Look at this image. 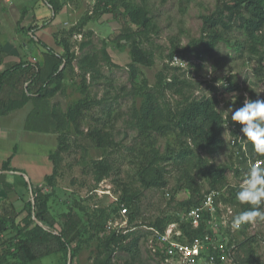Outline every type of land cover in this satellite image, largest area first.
<instances>
[{"label": "rangeland", "instance_id": "1", "mask_svg": "<svg viewBox=\"0 0 264 264\" xmlns=\"http://www.w3.org/2000/svg\"><path fill=\"white\" fill-rule=\"evenodd\" d=\"M236 1L77 0L78 7L71 10L75 23L61 36L68 61L60 65L61 78L50 85L54 92L39 98L26 91L23 99L30 101L24 131L9 141L0 136V172L5 167L2 172L16 183L13 190L26 192L15 218L0 219V264H24L15 256L16 246L36 228L30 215L33 198L46 199L56 219L52 230H63L71 242L68 252L45 256L36 264H66L69 259L70 264H181L178 253L169 255L160 244V231L154 226L186 213L187 206L179 202L190 192L179 187L181 168H190L203 195L216 189L225 197L242 179L231 170L220 174L209 170L233 163L227 134L224 143L199 146L180 133L179 113L191 100L205 95L217 96L219 108L229 112L234 96L243 93L236 89L232 96H218L213 84L227 79L233 84H250L258 95L264 93V44L255 45L258 53H253L243 30L228 21L226 7L233 8ZM137 6L147 12V27L130 20L127 12ZM223 9L231 27L219 23L217 31L223 39L199 58L203 45L197 43L209 34L205 17L219 16ZM96 12L105 15L86 25ZM114 12H120V22ZM124 18L136 30L135 49L131 42L109 40ZM174 50L188 64L203 67L193 76L172 69L169 54ZM175 75L191 84L184 89L185 96L177 93ZM97 130L105 132L103 147L87 138ZM102 159L113 164L107 173L98 166ZM155 169L167 180L165 186L148 187L141 180L149 179ZM27 178L31 187L25 191L18 183L28 184ZM14 193L10 204H5L8 212L18 201ZM129 194L134 197L131 201L125 200ZM224 197H217L215 210L202 220L212 242L227 245L222 264H240L248 248L255 252V264H264V222L233 230L236 207ZM228 206L234 209L230 216ZM50 228L43 223V229ZM168 229L175 231L178 224L167 225L165 232ZM135 238L137 246L128 249ZM178 241L184 242L180 237ZM241 242L245 249L237 245Z\"/></svg>", "mask_w": 264, "mask_h": 264}, {"label": "trees", "instance_id": "2", "mask_svg": "<svg viewBox=\"0 0 264 264\" xmlns=\"http://www.w3.org/2000/svg\"><path fill=\"white\" fill-rule=\"evenodd\" d=\"M226 10H229V15L227 18L228 21L232 22L233 24L236 23L235 25H237L240 29L243 30V33L245 34L247 40H250L252 42L251 49L253 53H258V49L255 45H257L258 43L264 44V0H237L233 8L227 6ZM127 13L129 14L130 20L132 22L145 27H147V25L149 24L147 12L141 6H137L132 10H128ZM102 14L103 13L96 12L91 17V19H97ZM119 14L120 12H114V18L120 22ZM225 18L226 17L224 9L220 11L219 16L211 14L205 17L204 23L208 26L209 34L205 40H199V42L197 43V45H203V52L199 54V58L202 57L204 53H210L215 48L217 43L223 39L221 34L217 31V26L219 23L225 25L226 27H231V25L229 24L230 22H226ZM29 30L33 33V28ZM136 36V30L129 23V21L124 18L122 26L116 28L109 35V40L112 42H131L135 49ZM36 42L41 46L47 48V51L57 58L54 64L53 71L48 75V77L43 80L41 84H38V71L36 69L38 68V66H32L31 64H29L28 72L30 73V78L35 83L28 82L25 86L24 83L19 84L16 90L10 94L12 102L7 104L6 106L0 105V113H5L6 111L13 109V107H15V105L20 102L19 98L21 100H26L25 98L23 99L24 95L26 94V91L29 94L35 93V95L39 98H45L49 96L50 93L54 92L53 87H50V85L54 82L55 79L61 78V72L59 70V67L61 63L68 61V52L64 50V52L60 54L54 51L52 48L48 47L43 41L36 40ZM175 53L180 54L181 52L179 50H174L169 54L170 59ZM202 67L203 64L201 63H189V74H194V72L198 71ZM171 68L178 69L175 67ZM8 74L9 73L4 72L1 75L0 86L3 82L2 79ZM184 74L187 75V73L185 72L183 73V75ZM226 81H228V83L230 84L229 86L225 87L226 91H235L236 89L243 88L240 84H233L232 82L230 83V80L228 79ZM174 82H179V87H177V93L185 96L184 89L191 85L189 84L188 80L186 78L180 79L179 75H175ZM246 88L250 89V86ZM250 90L252 91V88ZM251 91L250 93L254 95L253 91ZM237 98L240 100L241 97L238 96ZM176 125L180 133L185 135L187 138H190L193 143L199 146L214 147L218 144L224 143V117L222 109L219 108V99L217 98V96L205 95L198 100H191L179 113ZM87 138L96 147H103L105 145L106 136L103 130L89 132L87 134ZM252 148L253 147H251V151H253ZM230 150L232 152L230 154L233 158V163L226 164L222 168H215L214 170L210 168L209 170L215 172L216 174H220L221 171L224 170H231L236 177H241L240 179H243V171L246 172L248 170L246 159L235 157L231 148ZM257 157L264 158V155L257 153ZM9 159H11V156L9 157ZM98 166L100 167L102 173H107L110 170V167H113V164L110 163L107 159H102L101 162H99ZM2 171H6V168L4 167V170ZM149 176V179L141 178L144 184L148 187H163L167 184V180L165 179V177L162 176V172L159 169L153 170ZM49 177L51 176H48V178ZM179 180V182L181 183L179 187H186L190 192V195L186 200H182L179 202V205L187 206L186 213L181 218L174 216L175 219H173L170 217L165 220L163 224H160V221H158L156 224H154V226L156 227V230L160 231V233H164L167 225L171 223H177L178 228L182 231V236L180 237V240L184 242H192L196 237H203L207 233V230L205 228L204 221L198 228H193L190 223L186 221V216L193 207H196L203 201L206 194L203 195V193L201 192L198 180L196 176L191 172L188 166L185 165V167L183 166L181 168ZM239 183L233 185L231 184L232 188L229 189L227 196L224 197L222 193L220 194V196L224 197V200L226 202L228 201L229 203L231 202L232 204H234L233 206L236 207L237 214L250 207L247 204H240V202L236 199V192L239 190ZM28 184L30 186V181L28 182ZM3 185L6 188V191H10L9 186H7L6 183H4ZM125 193L127 192H124V194ZM133 198V194H129L127 196V199L125 198V200L131 201L133 200ZM172 200H175V196H172ZM6 202L10 204L8 200L2 202L3 213L0 214V216H3H1L0 219H2L4 216H7L10 217L11 220H13L17 211L14 207H12L11 210L14 212H8L7 206H5ZM46 203V199H43L42 201H37L35 200V198H33V203H31L30 205V215L32 220L36 222V228L31 232L32 234L30 235V240H23L18 246H16L17 252L15 254V256L21 259V262L24 264H31L34 260L42 256L51 255L54 253L58 254V252L60 251L66 253L71 248V242L67 234L63 230L55 232L54 230H52V228L56 224V219L48 210ZM205 214L207 215L209 213L206 212ZM43 223L49 225L51 227V230L46 231L45 229H43ZM248 225L249 224H245L246 227ZM42 229L48 233H46ZM38 236L40 237L38 238ZM31 239H33L34 241H31ZM245 243L241 242L237 245L239 247L244 248ZM137 244L138 238H135L133 242H131V245L129 244L128 249L131 250L132 248L136 247ZM246 253V255L240 258V264H255L257 262V257L255 256V252L252 250V248H248ZM157 254H160V252H157ZM66 264H68V262Z\"/></svg>", "mask_w": 264, "mask_h": 264}, {"label": "crops", "instance_id": "3", "mask_svg": "<svg viewBox=\"0 0 264 264\" xmlns=\"http://www.w3.org/2000/svg\"><path fill=\"white\" fill-rule=\"evenodd\" d=\"M76 2L77 0H0V79L4 72L9 73L2 79L0 86V105L6 106L12 102L10 94L19 84L24 83L25 86L28 82H34L28 72L29 64L38 66V84L53 71L57 58L36 40L43 41L48 47L62 54L64 49L61 36L69 25L75 23L71 22V10L78 7ZM103 15L105 14L97 19H90L85 24L94 23ZM31 28L33 33L29 30ZM19 100L13 109L0 113V136L8 138L6 141L20 135L25 129L24 121L29 115L25 110L30 100ZM0 174V204L7 200L11 202L12 192H15V200L18 201L13 205L17 210L23 204L21 200L26 198V192L19 194L16 189L14 191L15 181L7 178L6 172L1 171ZM26 181L30 180L27 178ZM4 183L9 186L10 191H6ZM18 185L24 186L25 191L30 189L27 183ZM43 257L45 256L31 264H36Z\"/></svg>", "mask_w": 264, "mask_h": 264}, {"label": "built area", "instance_id": "4", "mask_svg": "<svg viewBox=\"0 0 264 264\" xmlns=\"http://www.w3.org/2000/svg\"><path fill=\"white\" fill-rule=\"evenodd\" d=\"M170 65L178 68V70L182 72L187 73L188 76L195 75L189 74L187 61H185L178 53H175L171 57ZM213 85L218 90V96L220 94L232 96V93L234 92L225 90V87L230 85L226 80L223 84ZM240 85L241 87H243L242 90H240L241 93H243L239 95L241 97L240 100L237 98L238 96H234L233 98V103H235V106L237 107L241 105L245 94L253 99H255L258 95L256 93L252 95L249 90H246V87H248V85L250 84ZM260 96H264V93H262ZM220 105H222L221 102ZM223 117L225 128L224 134H227V143L232 149L234 156L237 158L246 159L248 169L252 163L264 162V158L257 157V153L253 150V148V151H251V143L240 135L239 125L234 126L233 122H231L230 112L227 111L224 113L223 111ZM247 171H243L245 172V175ZM243 179L240 181V183L243 181ZM220 194L221 192H219V190H210L205 195L203 201L196 207H193L190 212H188L186 221H188L193 228H198L201 225L202 220L204 219V214L206 212L212 213L215 210V203L217 197H219ZM226 212L229 213L230 216L234 213V210L231 206H228L226 207ZM174 236H176V238ZM181 236L182 231L180 229H177L175 231H173V229H168L164 233L157 232V238L163 246H166L168 254L174 255L175 253H178L181 258V264H222L221 260L226 257L225 253L228 250L227 245L223 242L214 244L208 234H205L203 237H196L192 242L183 243L178 241L179 237Z\"/></svg>", "mask_w": 264, "mask_h": 264}, {"label": "clouds", "instance_id": "5", "mask_svg": "<svg viewBox=\"0 0 264 264\" xmlns=\"http://www.w3.org/2000/svg\"><path fill=\"white\" fill-rule=\"evenodd\" d=\"M228 109L231 122L234 126L239 125L240 135L251 143L256 153L264 155V96L257 95L253 99L245 94L239 107L232 103ZM236 199L250 207L233 217V230H239L245 224L264 222V162L250 165L236 192Z\"/></svg>", "mask_w": 264, "mask_h": 264}, {"label": "water", "instance_id": "6", "mask_svg": "<svg viewBox=\"0 0 264 264\" xmlns=\"http://www.w3.org/2000/svg\"><path fill=\"white\" fill-rule=\"evenodd\" d=\"M28 181H29V179H28ZM71 263V259H69V261H68V264H70Z\"/></svg>", "mask_w": 264, "mask_h": 264}]
</instances>
